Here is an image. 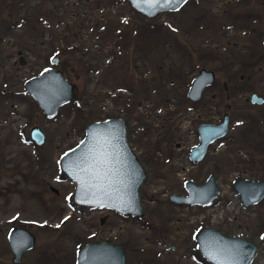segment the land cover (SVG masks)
I'll use <instances>...</instances> for the list:
<instances>
[{"label": "rangeland", "instance_id": "rangeland-1", "mask_svg": "<svg viewBox=\"0 0 264 264\" xmlns=\"http://www.w3.org/2000/svg\"><path fill=\"white\" fill-rule=\"evenodd\" d=\"M52 54L76 91L48 118L22 85L50 66ZM200 68L211 70L214 81L190 102L185 92ZM108 91L154 100L160 114L156 121L151 108L148 119L125 120L145 173L138 187L142 216L74 204V184L59 168L87 123L120 114L104 103ZM252 92L261 104L249 103ZM224 112L227 133L191 164L196 125L217 123ZM141 123L146 133L136 132ZM34 125L42 144L29 137ZM208 174L218 189L209 205L168 201L170 193L185 194V180L198 184ZM236 178L264 179V0H186L151 19L125 0H0V264H75L78 249L99 240L122 246L124 264H210L196 249L203 226L257 243L250 264H264V197L241 207L231 188ZM13 227L34 237L18 263L6 242Z\"/></svg>", "mask_w": 264, "mask_h": 264}, {"label": "water", "instance_id": "water-1", "mask_svg": "<svg viewBox=\"0 0 264 264\" xmlns=\"http://www.w3.org/2000/svg\"><path fill=\"white\" fill-rule=\"evenodd\" d=\"M125 1L134 12L148 19L154 18L160 13L175 11L184 3V0H180V2L167 7L149 9L140 0ZM20 52L17 51V54ZM20 58L19 56L18 62L22 63ZM56 64V58H51L52 67H47L40 73L29 77L22 85V90L34 100L39 110L48 118L53 117L61 105L68 103L73 94V85L63 78L60 71L53 68ZM46 69L47 71H45ZM213 81L214 74L211 70L198 69L190 80L186 98L190 101L198 100L203 89L211 85ZM248 101L261 104L263 99L252 92L248 96ZM228 123L229 115L224 112L217 123H199L197 125V144L188 153L192 163L200 161L207 146L227 133ZM29 137L37 145L44 141L43 133L35 125L29 129ZM96 140L110 141L108 151L111 153V167L116 171L115 178L121 181L114 185L116 191L111 197L100 195L85 197L77 179V176H83V173H80L76 167L77 158L93 147ZM81 141H85V143L81 144ZM78 145L79 147H77ZM65 153L68 155L65 156ZM59 168L74 184L72 191L74 204L110 209L121 215L142 216L143 209L139 201L138 187L142 183L145 173L136 155L127 144L125 122L122 118L109 117L87 123L80 141L60 156ZM183 188L185 194L170 193L167 195L168 201L175 204L206 206L216 198L218 192L212 174H209L204 181L198 184L187 179L183 182ZM231 188L237 194L239 204L243 208L256 204L264 197V179L236 178L232 181ZM100 204L104 206H100ZM262 237H264V233L260 236V242L264 244ZM194 238L198 253L210 264H250L258 249V244L247 238L225 235L211 226L199 228L195 232ZM6 242L11 262L18 263L22 254L32 248L34 237L24 227H13L6 234ZM169 249L172 250L173 246H170ZM75 264H124V248L104 240L89 241L78 249Z\"/></svg>", "mask_w": 264, "mask_h": 264}, {"label": "snow or ice", "instance_id": "snow-or-ice-1", "mask_svg": "<svg viewBox=\"0 0 264 264\" xmlns=\"http://www.w3.org/2000/svg\"><path fill=\"white\" fill-rule=\"evenodd\" d=\"M140 2L149 9H159L178 3L180 0H140ZM84 143L85 141H81V144ZM109 144L110 141L107 140L103 142L96 140L93 147H90L77 158L76 167L80 173H83V176H77V179L81 184L85 197L89 195L111 197L113 192L116 191L114 185L121 183L115 178L116 171L111 167V153L108 151ZM67 155L68 153H65V156ZM100 206L104 205L100 204Z\"/></svg>", "mask_w": 264, "mask_h": 264}, {"label": "flooded vegetation", "instance_id": "flooded-vegetation-1", "mask_svg": "<svg viewBox=\"0 0 264 264\" xmlns=\"http://www.w3.org/2000/svg\"><path fill=\"white\" fill-rule=\"evenodd\" d=\"M8 27H9V29L11 28V25H8ZM7 44L5 43V46H6ZM11 45V44H10ZM95 46V45H94ZM17 51H20V50H16L15 51V54H16V60L18 61V57L20 56L21 58H20V60L22 61V56H21V52L19 53V54H17ZM53 57H55L56 58V60H57V64H56V66L59 64V57H57V56H55V55H53L52 54V56L50 57V66H48V67H52V65H51V58H53ZM107 62H109V60H107ZM11 64H14V60H11ZM56 66L55 67H53L54 69H56V70H58V71H60L61 72V75L63 76V78H65L68 82H70L72 85H73V94H72V98L71 99H73L74 97H75V91H76V88H75V84L73 83V82H71L70 80H69V78L67 77V76H65L64 74H63V72L61 71V69H58V68H56ZM45 68H47V67H44L42 70H44ZM41 70V71H42ZM74 70V68L73 67H68V71H70V72H72ZM40 71V72H41ZM150 79H154V76L152 75V76H150L149 77ZM170 84H172V82L170 81ZM224 85V83H222V86ZM189 86V85H188ZM225 86V85H224ZM223 86V87H224ZM152 90V93H153V97L155 96H158V94H159V92H158V90L156 89V88H152L151 89ZM187 91V90H186ZM117 92H120V93H124V92H130L129 90H127V89H125L124 87H118L117 88ZM107 97H109L108 99H104V103H109V106L111 107V108H115V109H118L119 110V113L120 114H117V115H111V116H109V117H120V118H122L123 120H124V122H125V137H126V141H128V134H130V132H128V129H127V124H126V119H130V118H132V117H135L134 119H133V122H138V118H139V116H140V114H142L143 115V117L145 118V119H148V117L150 116V114H151V108L153 107V103H155V101L154 100H145L144 98H140V99H136V98H132V99H125V100H123L121 97L120 98H114L115 97V95H111V91H108L107 93ZM202 94V93H201ZM185 97H186V92H185ZM201 97V96H200ZM187 99V98H186ZM166 100H168V99H166ZM188 100V99H187ZM97 101V100H96ZM100 101V100H99ZM188 101H190V100H188ZM197 101V100H196ZM190 102H194V101H190ZM131 111H133V113L130 115V116H128L127 114L128 113H130ZM152 111L154 112V114H155V116H154V118H155V120L157 121V120H159L160 119V114L158 113V109L157 108H152ZM129 117V118H127V117ZM180 115L178 114L177 115V117L176 118H180L179 117ZM108 117V118H109ZM163 119V121L165 122V121H167L168 119H169V117H163L162 118ZM144 121H148V120H144ZM152 121V120H151ZM143 122V121H142ZM164 122L161 124V127L162 128H164L163 126H164ZM152 123L153 124H155V122H153L152 121ZM200 123H207V122H200ZM199 124V123H198ZM197 124V125H198ZM197 125H196V127H197ZM149 130V128H148V125H147V123H141V125H139V126H137V128H136V132H138V133H140V134H143V133H146L147 131ZM173 131H177V127H173ZM196 135H197V131H196ZM127 144H128V142H127ZM177 144V143H176ZM196 144H197V141H196ZM196 144H194V145H196ZM129 145V144H128ZM193 145V146H194ZM193 146H191L190 147V149L193 147ZM130 147V146H129ZM208 147V146H207ZM131 148V147H130ZM189 149V150H190ZM132 150V149H131ZM189 150H188V153H189ZM206 151H207V148H206ZM206 151H205V153H206ZM134 153V152H133ZM188 153H187V158H188V160H189V156H188ZM205 153H204V155H205ZM135 154V153H134ZM204 155H203V157H204ZM137 157V156H136ZM202 157V158H203ZM202 158H201V160H202ZM138 159V158H137ZM200 160V161H201ZM189 162L191 163V164H197L198 162H196V163H192L190 160H189ZM209 175V174H208ZM206 179V178H205ZM216 182V181H215ZM236 194V193H235ZM238 197V196H237ZM239 202V201H238ZM199 206V205H198Z\"/></svg>", "mask_w": 264, "mask_h": 264}]
</instances>
